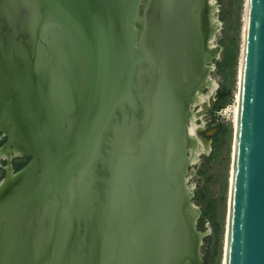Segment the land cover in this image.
Segmentation results:
<instances>
[{"label": "water", "instance_id": "water-1", "mask_svg": "<svg viewBox=\"0 0 264 264\" xmlns=\"http://www.w3.org/2000/svg\"><path fill=\"white\" fill-rule=\"evenodd\" d=\"M198 3L185 0L179 8L175 0H0V66L6 63L17 86L28 82L25 70L40 74L45 86L42 95L36 92L39 102L14 87L6 95L16 116L14 134L26 149L0 156L5 160L0 184L13 175L15 191L31 161L36 173L25 195L14 196L0 211V264H56L67 241L75 256L97 252L99 264H170L179 200L180 209L190 210L189 194H182L188 138L177 125L154 155L148 104L144 132L134 121L135 109L139 94L151 106L164 97L160 81L171 80L168 91L182 99L201 80L200 49L210 47L211 34L199 27ZM207 9L205 4L202 18L210 25ZM109 124L116 156L108 195L104 183L90 201L89 220L78 221L68 234L70 179L75 183L89 170L98 136ZM5 135L4 144L12 143ZM19 154L29 159L14 171L11 158ZM152 184L155 198L146 190ZM77 192L81 195L80 186ZM194 216L189 215L191 224ZM101 228L111 241L104 262ZM74 255H65L63 263ZM88 261L96 264L92 257ZM222 261L264 264V0H244ZM185 262L186 257L177 264Z\"/></svg>", "mask_w": 264, "mask_h": 264}, {"label": "rangeland", "instance_id": "rangeland-1", "mask_svg": "<svg viewBox=\"0 0 264 264\" xmlns=\"http://www.w3.org/2000/svg\"><path fill=\"white\" fill-rule=\"evenodd\" d=\"M205 4L210 7L214 17L210 25L202 18ZM198 10L202 19L199 20L200 29L208 28L213 37L212 46L200 49L203 57L200 79L208 73L215 88L201 102L190 106V115L193 116L202 149L194 161L186 163L184 167L182 194H189L186 201L192 203V212L188 211L195 213V216L191 224L192 217H189L184 207L180 209L179 200L170 238V264H177L185 257V264H222L224 251L244 0H199ZM224 52L225 60L219 66ZM201 92L206 94L207 88H202ZM219 93L225 95L224 106L213 111L212 104ZM4 122L0 121L2 129ZM1 134L0 131V146L6 141V137ZM184 154L188 158V149ZM27 159V155H18L11 161L26 162ZM2 175L3 169L0 167V177ZM213 224L217 227L216 234L212 233Z\"/></svg>", "mask_w": 264, "mask_h": 264}, {"label": "bare ground", "instance_id": "bare-ground-1", "mask_svg": "<svg viewBox=\"0 0 264 264\" xmlns=\"http://www.w3.org/2000/svg\"><path fill=\"white\" fill-rule=\"evenodd\" d=\"M183 1H185V0H175V5L178 6L179 8H182ZM211 13L212 12H211L210 7H209L207 9L208 18L213 17L211 15ZM45 29H47V27ZM212 38L213 37L210 35L207 39V43L210 46H212V44H211ZM56 40L58 41L57 38H56ZM53 42H54V39H53ZM56 48H57V46H56ZM58 52H57V55H58ZM64 58H65L66 66L69 69V74L71 76L72 71H71V68L69 67V58L68 57H67V59H66V57H64ZM209 67H208V70H209ZM20 68H21V64H20ZM182 69H185V67L182 66ZM7 70H8V68L6 66V63L4 62V67L0 66V121H3V122L5 121L4 122L5 126L3 127L4 129H2L1 127L0 128L4 131L5 134H8L10 136V140L12 141V143H10V144L5 143L2 146H0V156L4 155L5 157L8 155H11L10 153L18 154V153L24 152L26 149L23 142L19 141V138L16 137V135L14 134V123L16 122L15 121L16 116H14L13 112H11L12 107L9 106L10 103L8 101H6V99H7L6 95H7L8 91H10L11 89H14V88L18 91L21 90L22 92H24V93H22L23 97H27V98H30L33 100H34L33 97H35V98H37V100L39 102L41 100V97H37L39 95H37L36 92L40 93L42 91L41 88L43 90H45L44 89L45 86H43L41 84L42 80H41L40 74H35L33 72H32V74L31 73L27 74L26 70L23 71V73H24L23 75L25 76V78H27L28 82L23 83V85L21 84L22 86L21 85L17 86L16 81H15V83L11 82L10 75H9ZM169 81H166V82L160 81V84H159L160 91H163V94L165 93V95L163 98L162 97L158 98V102H155V103L153 102L154 106H151L152 102H147V98H145V102H144V99L142 101V99H140V94L137 95L138 93H136L137 100H139V104L135 110L139 116H138V119H135L134 121L139 124L140 130H142V132H144L145 127H146V126H143V125H145L144 120L145 119L147 120V118L145 116L146 111L144 110V105H145V103H147L148 104L147 115H148V119H150L147 121V123L149 124V122L151 121V123L148 126L147 131L150 133L153 132L152 137H151V142H152L151 151H153L154 155L157 154V151L159 153H160V151H162V145L166 139V138L164 139L165 133L167 136L168 131L171 130V128H175L178 125V127L180 129L179 131H180L181 136L185 135L188 138L187 149L189 151V155L187 158V160H188L187 163H189L191 161H194L195 156L198 155L202 149V143H201L200 139L197 137L195 130H194L196 125H195V122L193 120V116L190 115V113H191L190 106L193 103L195 104L196 102H201L203 100V98L205 96H207V94L212 93L213 89L215 88V83L211 82V79L208 76V73H206L202 80H199L195 86L193 85L192 89L189 91L188 94H187L186 90H184V92L181 94L185 95V97H183V95H181L182 99H179L178 98L179 95H176L174 91L172 93L170 92L172 90V84L173 83L171 82V80H169ZM30 84L33 87L32 86L30 87ZM169 86L171 88L170 91H168ZM12 87H14V88H12ZM63 87H66V88L68 87L67 86V80H66V82H64ZM204 87L207 88L206 94L204 92H201V89ZM27 90H28V92L29 91L32 92V95L30 93H28ZM64 91H65V89H64ZM40 95H42V94L40 93ZM19 96L21 97V95H19V94L17 95L18 102L19 103L24 102ZM30 96H33V97H30ZM63 97H65V94H63ZM64 99H66V98H64ZM126 100H127V97H126ZM159 100H160V102H159ZM178 100H180V101L177 103ZM21 106L23 108L26 107L23 104H21ZM149 106H151V107H149ZM20 113L22 115V113H23L22 110H20ZM24 116H25V114L23 115V117ZM189 116H190V118H189ZM235 116H236V103L234 105V113H233V119L234 120H235ZM26 117H28V119H35V118L38 119V117L34 118V116H32V115H29ZM144 117H145V119H144ZM117 118H118V116L116 115L115 119H117ZM188 118H189V121H188ZM152 123H153V125H152ZM15 125H16V123H15ZM152 129H153V131H152ZM32 133H33V131H32ZM156 133H157V137H156ZM11 136H13V137H11ZM98 139H99L98 145L96 144V148H97L96 154H94V157L91 159V161H92V162H90L91 164L87 165V169H89V170L88 171L85 170L82 178L77 180L75 183L73 182L74 178L70 179V186H72L71 188L73 190V193H71V195H70L71 196V204L69 205L68 210L66 212V217H67L68 223H69L68 234H70L71 228L74 229L75 226H77L78 221L89 220V217L91 214V210L89 208L90 201H91L92 197L95 195V192H96V195L98 194V191L100 190V188L102 190H104V183L107 186L106 196L108 195V180L111 176L110 172L112 170L111 169L112 157L114 159L116 156L113 129H112V126H110V124L108 127H104L101 130V132L98 136ZM106 139H107V141H106ZM107 144L111 145L110 148L106 147ZM106 161H107V166H104V163L106 165ZM100 164L102 165V168H100ZM33 166H34V163H33V161H31L24 168L23 174H26L25 175L26 177L25 178L22 177V180H21L19 186L15 189V191H10L11 186L14 184L13 178H12L13 175H7V177L0 184V211L6 209V204L10 200H12L14 198V196L25 195L27 187L29 186V183H30V178L33 177L36 173ZM137 174H138V172H137ZM95 177L97 179L96 185L94 183ZM86 185H87V189H85ZM79 186L81 189V195H78V192H77V190L79 189ZM141 187L143 188V185H141V186L139 185L138 190L142 189ZM146 190L149 193V195L153 196L154 198L156 197V195H155L156 188L153 184L150 187L146 186ZM191 207H192V203H190V211L192 212ZM187 212L189 215H191V213L188 210H187ZM41 233L42 232L39 230V228H37V234H36L37 243H39V239L40 240L42 239ZM106 233H107L106 229L101 228V234H102L103 239H104L103 240L104 247L102 246V248L105 250L103 262L105 259L107 260L109 258L110 250H111L110 244H109L111 241H110V239L108 240ZM98 235L100 236V232ZM67 236H69V235H67ZM67 243H68V241L65 243V246H63L60 253H57L58 260H57L56 264H62L64 262L63 259H64L65 255H68L69 253H71V255L75 254L72 250H70V247L68 248ZM93 248H94V244H93ZM96 254H97V252L94 253V251H93L90 254L86 255L85 257L84 256L81 257L78 254L76 256L74 255V259L69 264H90V261H88V260H90L91 257H92L93 263L96 262V264H99V260L96 257ZM63 264H65V263H63Z\"/></svg>", "mask_w": 264, "mask_h": 264}, {"label": "trees", "instance_id": "trees-1", "mask_svg": "<svg viewBox=\"0 0 264 264\" xmlns=\"http://www.w3.org/2000/svg\"><path fill=\"white\" fill-rule=\"evenodd\" d=\"M225 56H226V54L224 52V54L222 55V58H221V60H220V62L218 64L219 66L223 65V62L225 60ZM224 97H225V95L224 94H221V93H219V95H217V97L215 98V101L212 104V110L213 111L220 110L224 106V102H225ZM24 163H25L24 161L23 162H17V163L16 162H12V166H13V168L15 170H17ZM209 217H210V219H212L211 214H209ZM216 232H217V227H216L215 224H213V226H212V233L213 234H216Z\"/></svg>", "mask_w": 264, "mask_h": 264}, {"label": "flooded vegetation", "instance_id": "flooded-vegetation-1", "mask_svg": "<svg viewBox=\"0 0 264 264\" xmlns=\"http://www.w3.org/2000/svg\"><path fill=\"white\" fill-rule=\"evenodd\" d=\"M194 130H196V128H195ZM0 131L2 132L1 136H5V137H6V140H7V135L3 134L4 131H3L1 128H0ZM195 133H196V132H195ZM195 136H196V135H195ZM18 146H19V145H18ZM20 147H21V146H20ZM10 154H12V153H10ZM27 156H28V155H27ZM2 157H5V156L3 155ZM14 157H15V156H14ZM12 158H13V157H12ZM12 158H11V159H12ZM28 159H29V156H28ZM28 159L26 160V162L28 161ZM1 160L3 161V163H1ZM1 160H0V163H1L0 167L3 169V175H4V168L2 167V165L5 163V160H4V159H1ZM26 162H25V163H26ZM25 163H24V164H25ZM24 164H23V165H24ZM23 165H22V166H23ZM11 166H12V161H11ZM22 166H21V167H22ZM21 167H20V168H21ZM12 168H13V166H12ZM13 170L15 171L14 168H13ZM3 175H2V176H3ZM2 176H1V177H2ZM1 177H0V178H1Z\"/></svg>", "mask_w": 264, "mask_h": 264}]
</instances>
